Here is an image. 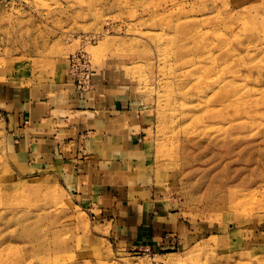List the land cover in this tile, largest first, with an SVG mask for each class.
<instances>
[{
  "label": "rangeland",
  "instance_id": "obj_1",
  "mask_svg": "<svg viewBox=\"0 0 264 264\" xmlns=\"http://www.w3.org/2000/svg\"><path fill=\"white\" fill-rule=\"evenodd\" d=\"M253 16L249 32L239 19ZM155 20L194 33L191 50L230 55L208 62L231 95L221 118L180 115L162 84L175 71L176 32ZM77 55L144 118L143 169L124 166L113 221L84 203L65 170L59 180V169L21 173L11 156L18 95L62 79ZM164 119L179 135L173 158ZM153 208L172 224L167 238L132 245L128 229ZM0 248L7 264H264V0H0Z\"/></svg>",
  "mask_w": 264,
  "mask_h": 264
},
{
  "label": "crops",
  "instance_id": "obj_2",
  "mask_svg": "<svg viewBox=\"0 0 264 264\" xmlns=\"http://www.w3.org/2000/svg\"><path fill=\"white\" fill-rule=\"evenodd\" d=\"M97 76L92 73L87 88L79 89L67 70L57 82L22 90L8 114L11 156L21 173L59 169L53 173L58 179L65 170L84 203L113 221L123 209L117 197L127 178L124 166L143 169L144 118L128 108L108 77ZM171 226L153 208L140 214L127 239L153 244L167 238Z\"/></svg>",
  "mask_w": 264,
  "mask_h": 264
},
{
  "label": "bare ground",
  "instance_id": "obj_3",
  "mask_svg": "<svg viewBox=\"0 0 264 264\" xmlns=\"http://www.w3.org/2000/svg\"><path fill=\"white\" fill-rule=\"evenodd\" d=\"M239 20L240 25H242L245 30L249 32L255 30L258 27V20L254 16L251 17L250 20L242 17ZM154 25L166 29L169 33L176 32L174 50L170 55L175 64V71L173 72V76L170 77L169 82H162V84L165 89H170L172 91L170 97H176L182 101V103L179 104V109L181 111L180 115L182 114L186 117L185 112L195 113L201 110L206 112L210 111L209 115L213 120L221 118V112L229 106L227 101L231 95L229 94V90L226 89L224 85L220 81H218V79H212L213 75L216 72V67L215 65L209 66L208 62L210 59H217L220 62L223 60L224 62H226L230 59V55L226 54V52H216L215 50L212 51L210 49L204 51L201 47H194V49L191 50L187 47L186 43H189V40L194 39L195 34L190 33L187 35L185 33V28L181 25H174L173 22H164L163 20H155ZM163 40L164 42H169L170 37L162 38V41ZM112 41L114 42V40ZM109 43L111 42L108 40L105 41V45ZM171 44L172 43L165 45L169 51H171L173 48ZM83 56L84 58L86 57V55ZM70 60L71 58L68 60L69 74L71 72H74L71 69ZM87 63L91 78V69L88 60ZM191 82H193V84ZM87 86L84 89H86ZM193 88H195L196 93L192 91ZM193 96H196L199 100L202 99L201 102L206 106L204 110L201 109L202 105L195 104L193 103V100H190ZM173 103L176 102L173 101ZM213 105L217 107L208 110V107ZM195 121L200 125L205 124L204 120L201 117L195 118ZM167 132H169V134H165ZM221 132L222 131L220 130L214 131V135L212 132H201L200 135L203 136L204 134H206L205 136L207 138H212L213 136L216 138V134L220 136V134H222ZM178 137V132H173V127L171 125H168L167 120L164 119L163 141L168 142V144L164 145L165 143H163V146L169 148V152L167 151L168 153L166 154V156H171V158L176 156ZM240 215H246V213L242 211ZM2 249L3 248H0V251ZM0 264H7V260L3 259L2 256H0Z\"/></svg>",
  "mask_w": 264,
  "mask_h": 264
},
{
  "label": "built area",
  "instance_id": "obj_4",
  "mask_svg": "<svg viewBox=\"0 0 264 264\" xmlns=\"http://www.w3.org/2000/svg\"><path fill=\"white\" fill-rule=\"evenodd\" d=\"M70 75L75 79V83L79 89H84L90 82V71L86 58L83 55L72 57L70 60Z\"/></svg>",
  "mask_w": 264,
  "mask_h": 264
}]
</instances>
